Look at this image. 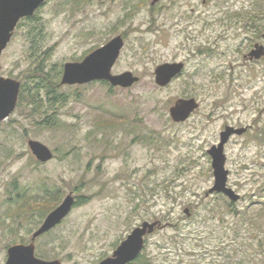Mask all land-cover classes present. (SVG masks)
<instances>
[{"label":"rangeland","instance_id":"374dc122","mask_svg":"<svg viewBox=\"0 0 264 264\" xmlns=\"http://www.w3.org/2000/svg\"><path fill=\"white\" fill-rule=\"evenodd\" d=\"M150 2L46 0L34 20L16 26L0 55V74L18 80L19 93L25 87L22 103L0 121V264L10 245L30 241L55 208L57 190L56 205L68 193L87 200L36 238L42 259L95 264L136 226L158 220L139 262L264 264V232L255 238L259 229L251 230V245L233 235L236 213L264 200V56L244 57L263 43L264 0ZM116 35L124 44L112 73L131 71L138 82L60 83L66 62ZM164 62H183L184 69L158 87L153 71ZM51 80L66 95L56 103L54 129L40 125L26 100L34 90L46 100ZM188 97L199 107L172 122L169 107ZM226 125L246 127L224 145L227 182L240 194L234 203L207 194L214 181L207 150ZM28 139L46 144L53 158L38 162ZM259 219L264 223V212Z\"/></svg>","mask_w":264,"mask_h":264},{"label":"water","instance_id":"95a60500","mask_svg":"<svg viewBox=\"0 0 264 264\" xmlns=\"http://www.w3.org/2000/svg\"><path fill=\"white\" fill-rule=\"evenodd\" d=\"M46 0H0V55L10 42L18 22L25 17H30ZM160 0H151L154 5ZM264 39V33H263ZM124 40L121 35H116L105 44L86 54L80 61L66 62L63 65L61 84H85L91 81H107L112 87L128 88L139 81V77L131 71L112 73L123 47ZM264 56V42L255 43L244 55L249 60H259ZM183 62H164L154 68V84L165 87L175 77L181 74ZM20 82L11 77L0 74V121L5 120L15 109ZM199 107V102L194 97L178 98L169 107V117L172 122H184ZM246 127L226 125L219 133V141L212 145L207 153L211 158L213 185L207 194L221 193L231 202H237L240 194L228 185V169L225 166L226 155L224 145L232 135H241ZM27 146L34 157L41 163L53 158L52 150L43 142L28 139ZM75 198L68 193L62 201L52 209L44 218L41 225L33 231L29 243H16L7 248L5 264H61L59 259L44 260L35 256V239L43 233L58 225L71 211ZM188 214V210L185 209ZM158 227L159 221H144L136 226L124 240L115 248L111 256L105 257L96 264H127L134 260L144 246V237L151 234Z\"/></svg>","mask_w":264,"mask_h":264},{"label":"trees","instance_id":"16d2710c","mask_svg":"<svg viewBox=\"0 0 264 264\" xmlns=\"http://www.w3.org/2000/svg\"><path fill=\"white\" fill-rule=\"evenodd\" d=\"M26 19L34 20L35 19V13L32 16L27 17ZM29 38L34 39V37L32 36V32L30 33ZM45 79H46V77H45ZM56 82L57 81L52 82V80H51V81L47 82V85H45V87L48 88V91L46 94V96H47L46 100H43L40 97H39L40 99L38 98V90L31 91L32 94H30L28 92L29 94L26 96V100L28 101V103L32 104V106H33L32 107L33 113H31V114L33 115L36 112H38V115L42 116V120L39 121L40 125H43L44 127H48V128H53V129L58 128L59 123H60L59 119L56 116V112H57L56 103L60 102L59 104L61 105L64 103L65 98H66L65 94L57 93L54 90V87L56 86ZM100 82L111 87L106 81H100ZM22 88H23V90H22L23 93L22 92L19 93V97H18V102H19L18 104L19 105L24 100L23 94L25 93V87H22ZM55 194H57V195H55V198H57V200L52 205V208L54 206H56V204L59 202V190H57L55 192ZM46 195H49L48 191L46 192ZM50 195H52V193H50ZM85 200H87V199H85V198L79 199L78 201H76L74 203V206L79 204L80 202H86ZM253 205H254V207H253ZM21 206L22 205H20L18 208H20ZM262 212H264V200L263 201L255 200V201H252L250 203V205H249V207H247V209H245L242 212H239L238 214L236 213V222H234V225H233L234 226V229H233L234 230L233 231L234 239L237 240L238 238L247 237L248 238L247 243L249 245H251L252 241H253L252 239L254 238L251 235V233H252L251 230H253L254 228L259 229V231L258 232L256 231V233H255V238H258L260 231L264 232V223H262L259 219V216H260V214H262ZM261 240H263V239H258L259 244H260ZM140 257H141V254H139L138 257L135 258V261L139 262ZM138 264H146V263L145 262H139ZM242 264H243V262H242Z\"/></svg>","mask_w":264,"mask_h":264},{"label":"flooded vegetation","instance_id":"af4514ba","mask_svg":"<svg viewBox=\"0 0 264 264\" xmlns=\"http://www.w3.org/2000/svg\"><path fill=\"white\" fill-rule=\"evenodd\" d=\"M122 38H123V37H122ZM262 38H263V33H262ZM123 40H124V39H123ZM263 41H264V39H263ZM255 43H260V42H255ZM255 43H254V44H255ZM254 44H253V45H254ZM144 239H145V238H144ZM144 245H145V244H144ZM35 256L38 257V258H41V257H39L36 253H35ZM6 260H7V252H6V258H5L4 264H5ZM135 262H136V261H135V259H134V260L128 262L127 264H135Z\"/></svg>","mask_w":264,"mask_h":264}]
</instances>
